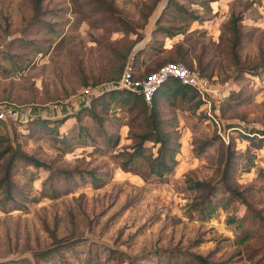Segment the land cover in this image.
Masks as SVG:
<instances>
[{"label": "rangeland", "instance_id": "374dc122", "mask_svg": "<svg viewBox=\"0 0 264 264\" xmlns=\"http://www.w3.org/2000/svg\"><path fill=\"white\" fill-rule=\"evenodd\" d=\"M131 56L139 70L183 62L219 90L195 109L191 99L162 107L180 141L163 178L121 167L115 153L131 143L126 124L106 148L83 133L65 146L72 117L56 135L53 121H26L76 111L80 91L117 77ZM0 106L8 107L0 150L19 147L51 170L15 161L9 190L0 182V264H180L189 252L251 264L264 248V0H40L36 10L30 0H0ZM227 150L225 178L244 199L221 208ZM9 155L0 156V178ZM85 170L98 181L80 180ZM195 179L212 192L191 189ZM246 212L253 215L243 224L226 220Z\"/></svg>", "mask_w": 264, "mask_h": 264}, {"label": "trees", "instance_id": "16d2710c", "mask_svg": "<svg viewBox=\"0 0 264 264\" xmlns=\"http://www.w3.org/2000/svg\"><path fill=\"white\" fill-rule=\"evenodd\" d=\"M30 2L34 10L39 7L40 0H30ZM179 6L182 5L179 4ZM179 8L184 11L182 7ZM192 17L196 18L195 15ZM235 18L236 17H231L229 20V26L233 35L231 44L233 56L236 55L235 47L237 39ZM161 30L164 31L166 36H171L181 32L165 28H162ZM5 54V52H1V56H5ZM185 56L186 53L179 49L176 58L185 60ZM131 62L134 74L145 75L149 71L156 69L164 61L154 63V66L150 68L147 67V63H144L145 67L143 66L144 69L142 70H139V65H141V63H139L137 57L134 58L132 56ZM176 99L193 100V109L198 108L203 102V99L193 86L181 83L174 77H168L155 89L149 104L144 101L141 93L139 92L125 88H110L105 89L96 95L89 96L86 101L78 103L79 108H77L74 112L69 111L67 116L51 120L45 119L48 118L47 116H45V118L35 116L26 121H28L27 123L37 124H47V122L49 124V122L53 121L54 128H51L48 132L56 135L58 126L66 118L72 117L76 124L74 129L75 131L72 132L70 131L71 129H69V132L68 130L65 131L60 139L63 142L68 141L65 146H70L69 142L83 133L85 136L90 137L94 134L99 135V140L101 141L100 145H103L106 148H113L116 146L119 140V124H126L127 135L131 143L115 153L119 158V164L121 167L138 173L145 172L147 175L156 178H163L165 175L170 173L176 165L177 160L175 158V154L180 146V141L178 139V132L176 131L175 124H167L169 119L164 116L162 107L164 105L170 106V104H176L174 102ZM166 102L168 104H166ZM117 112L124 113L127 117L120 120L117 116ZM85 118H88L90 122L95 125L94 132H91L90 129L86 127L84 122ZM108 127L113 130L107 131L106 128ZM251 132L253 134L255 133L253 130ZM260 132L264 134V130ZM6 152H10V155L7 158V162L0 178V182L5 186L6 191L9 190V186L12 185L13 182L10 170L13 162L15 161H21L34 167H43L47 169V171H51L49 165L36 157L27 154L19 147H14L13 145L8 144L5 148H3V150H0V156ZM231 154L232 152L227 150L222 163L221 181L223 182V188H225V191L228 193L224 197L222 196V199H218L219 202L216 205L221 208H226V206L234 200L238 201L244 199L241 195L242 193L237 191L234 187H231L225 178V175L229 173ZM78 172L80 175L84 173L83 171ZM85 173L89 176L86 177V180H80L89 181L90 183L98 181V177H96L91 170H85ZM211 186L212 184L198 179L190 182L191 189L203 188V190L208 191L209 194L212 192V190H209ZM207 201L209 200H206V202ZM206 204H209V202ZM212 210L213 207L211 206V208L207 211V215H209ZM252 215L253 214L250 213V216ZM250 216L247 212L240 217H232L228 215L226 220L228 222H234V220H236L237 223L243 224L245 220L250 218ZM51 236L52 238H56L53 232H51ZM51 251L52 249L40 250L36 252L35 255L37 257H42ZM252 258H255V263L252 261L251 264H264V248L260 250V254H257ZM262 259L263 262L260 263ZM229 260L230 259H226L225 262L221 263L219 261L211 260L208 256L189 252L188 262L185 261L180 264H230L228 262Z\"/></svg>", "mask_w": 264, "mask_h": 264}, {"label": "built area", "instance_id": "2783aa9c", "mask_svg": "<svg viewBox=\"0 0 264 264\" xmlns=\"http://www.w3.org/2000/svg\"><path fill=\"white\" fill-rule=\"evenodd\" d=\"M131 61L132 56L123 66L117 78L84 87L76 99L77 103L84 102L89 96L101 93L105 89L125 88L141 93L144 101L149 104L155 89L168 77H174L181 83L193 86L205 101L212 95H215V97L218 95L219 90L217 91L218 87L213 79L180 61L164 62L145 75L134 74ZM7 109V106H0V118H4Z\"/></svg>", "mask_w": 264, "mask_h": 264}]
</instances>
